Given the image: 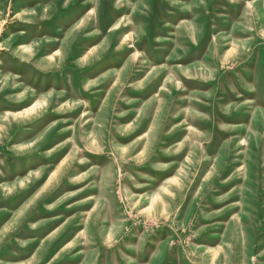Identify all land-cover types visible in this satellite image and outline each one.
I'll return each mask as SVG.
<instances>
[{
	"label": "rangeland",
	"instance_id": "rangeland-1",
	"mask_svg": "<svg viewBox=\"0 0 264 264\" xmlns=\"http://www.w3.org/2000/svg\"><path fill=\"white\" fill-rule=\"evenodd\" d=\"M0 264H264V0H0Z\"/></svg>",
	"mask_w": 264,
	"mask_h": 264
},
{
	"label": "bare ground",
	"instance_id": "bare-ground-1",
	"mask_svg": "<svg viewBox=\"0 0 264 264\" xmlns=\"http://www.w3.org/2000/svg\"><path fill=\"white\" fill-rule=\"evenodd\" d=\"M9 113H11V114H12V112H11V111H9ZM32 171H33V170H32ZM32 171H31V172H32Z\"/></svg>",
	"mask_w": 264,
	"mask_h": 264
}]
</instances>
